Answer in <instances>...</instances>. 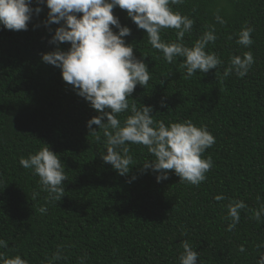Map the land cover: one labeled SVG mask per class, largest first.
Wrapping results in <instances>:
<instances>
[{
  "label": "trees",
  "instance_id": "1",
  "mask_svg": "<svg viewBox=\"0 0 264 264\" xmlns=\"http://www.w3.org/2000/svg\"><path fill=\"white\" fill-rule=\"evenodd\" d=\"M39 6L43 11L27 31L0 30V239L8 244L0 253L19 255L28 264H180L187 240L199 253L198 264H257L264 252V214L255 219L264 205V0L170 5L194 21L185 46L215 29L217 39L205 51L222 64L190 78L181 67L184 58L168 63L126 10H113L131 28L125 40L150 71L146 88L137 85L128 97L130 107L152 106L154 121H191L215 138L202 154L213 167L198 186L180 182L174 170L157 183L156 173H144L143 164L155 157L143 145H128L133 163L127 176L102 160L103 130L93 126L98 140L87 128L99 113L63 81L59 68L42 61V54L56 50L50 40L60 25L44 26L49 9ZM244 27L253 29L250 47L236 43ZM160 35L165 43L177 41L175 29ZM60 48L68 51L70 44ZM246 52L255 61L247 75L233 71L225 77L230 60ZM130 114V109L118 114L121 125ZM44 147L59 156L67 177L59 201L47 200L39 177L19 163ZM219 195L225 199L217 201ZM230 201L246 205L232 231ZM41 207L47 211L41 213Z\"/></svg>",
  "mask_w": 264,
  "mask_h": 264
},
{
  "label": "clouds",
  "instance_id": "2",
  "mask_svg": "<svg viewBox=\"0 0 264 264\" xmlns=\"http://www.w3.org/2000/svg\"><path fill=\"white\" fill-rule=\"evenodd\" d=\"M0 0V30L27 31L34 16L43 11L39 5L49 9L44 26L60 25L55 29L50 40L56 50L42 54V61L61 70L63 81L73 86L77 95L90 103L99 115L87 122L90 135L99 140L94 125L103 130L106 137V154L102 160L110 164L121 176L130 172L129 165L133 157L129 155V144L146 146L155 159L143 164L144 173L149 170L156 173L157 183L169 179V170H174L180 182L199 185L206 179V173L213 167L211 157L202 158V154L215 143L214 136L206 127H197L191 121L174 122L166 125L164 121H154L153 107L143 105L130 107L128 97H132L137 85L146 88L150 80V71L143 59L134 55V48L125 40L132 34L131 28L122 26L113 10L119 7L126 10L127 17L138 29L145 30L151 46L163 53V58L172 63L174 58L182 57L181 67L186 69L190 78L198 70L208 73L217 69L222 61L215 53L205 51L209 42L217 39L214 27L198 39L192 47L182 43L185 33L191 32L194 21L188 16L174 11L170 5L183 4L184 0ZM82 14V15H78ZM221 24L225 21L216 17ZM117 29L118 31H114ZM175 29L177 41L165 43L161 32ZM253 29L244 27L238 34L236 43L244 47L253 44ZM231 39V37H230ZM62 43H69L68 51L60 48ZM255 63L251 52L243 57L234 56L224 76L233 71L239 76L247 75ZM161 107H166L161 104ZM130 109L121 125L118 114ZM105 118L107 123H105ZM20 165L31 169L39 177L41 189L48 194L47 200L59 201L64 197L63 181L67 180L61 159L49 147H44L28 158H21ZM137 177L133 176L129 182ZM35 198V196L33 197ZM217 201L225 199L219 195ZM246 205L243 201H230L227 205L232 231L239 223V210ZM41 213L46 207L39 209ZM264 214V205L255 213L260 220ZM184 251L179 256L180 264H198V251H194L187 240L182 241ZM0 247L7 248L5 240L0 239ZM262 247L261 245L257 246ZM245 249L240 247V251ZM59 253L54 259H60ZM0 264H28L27 260L17 255L6 258L0 253ZM83 264V261H81ZM257 264H264V252L260 253Z\"/></svg>",
  "mask_w": 264,
  "mask_h": 264
}]
</instances>
